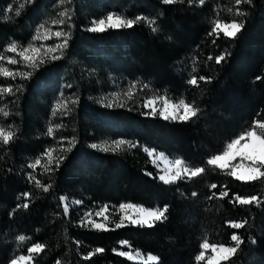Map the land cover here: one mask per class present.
<instances>
[{"label":"trees","instance_id":"obj_1","mask_svg":"<svg viewBox=\"0 0 264 264\" xmlns=\"http://www.w3.org/2000/svg\"><path fill=\"white\" fill-rule=\"evenodd\" d=\"M9 5L21 15L7 13ZM238 7L246 15L235 14V0H204L202 5L199 0L173 5L162 0H0V55L12 41L30 42L33 27L58 9L66 10L72 24L60 60L39 65L29 79L0 82L14 86V94H4V102L0 97V107L9 113L0 121L5 119L18 137L8 146L0 144V264L28 255L34 243L44 244L45 250L33 254L32 264H145L116 255L113 249L123 251L121 241H128L132 251L158 257V264H198L195 257L205 238L234 245L233 233L244 243L226 264H264V203L229 202L234 194L257 195L264 201V179L236 181L206 163L255 120L264 119V0ZM112 12L155 20L158 31L147 21L131 29L87 31L93 20ZM217 18L242 21L244 27L235 39L209 35ZM224 53L230 55L219 65L208 59ZM193 76H204L207 82L193 86L188 82ZM119 82L148 87L175 103L183 99L199 112L182 122L165 121L146 110L103 107L100 92L111 91ZM64 95L76 100L63 119L65 137L74 146L64 153L59 168L34 175L28 165L51 146L47 129L52 108ZM117 139L136 147L114 152L90 147ZM145 147L206 170L165 184ZM35 180L51 185L49 191L37 187ZM211 184L217 189L210 190ZM221 190H228L229 197L209 199ZM24 193H29L27 199ZM61 196L68 202L82 201L80 212L70 207L65 215ZM23 203L29 207H19ZM124 203L146 209L167 206L168 218L152 228L103 232L81 226L80 213ZM228 221L247 223L232 229ZM20 235L26 237L24 242L18 240ZM97 247L105 251L85 260Z\"/></svg>","mask_w":264,"mask_h":264},{"label":"snow or ice","instance_id":"obj_2","mask_svg":"<svg viewBox=\"0 0 264 264\" xmlns=\"http://www.w3.org/2000/svg\"><path fill=\"white\" fill-rule=\"evenodd\" d=\"M194 0H188V3H193ZM162 3L164 5H173L176 3H184V0H162ZM199 3L202 5L204 3V0H199ZM251 0H235V4L237 5L236 9V15L237 16H244L246 15L245 12L241 11L238 6L241 4H250ZM24 4H20L19 8H24ZM15 12L16 16L21 15V11L19 9H13L12 5H9L6 9L7 13ZM231 12L232 9H229ZM62 16L68 15V13L65 11L64 13H61ZM7 18V17H6ZM141 21H147L149 26L151 27V30L153 32L158 31V28L155 27V20H147L145 17H136L135 19H129L126 17H123L121 15L116 14H109L107 15L106 19H99V20H93L92 26L87 29V31L92 33H104L105 31L109 29H131L135 24ZM53 23H64L63 20L60 21H53ZM244 27V24L242 21H236L233 20L232 22H222L221 20L217 19L213 21V27L211 28L209 35L215 34L217 37L220 33L223 34L224 37L229 39H235L237 37V34L241 32L242 28ZM44 25H40V27L37 29L36 35L33 37L34 40H40V29H43ZM55 35L57 37H64V43L63 44H57L54 47H48L46 48L45 54L47 53H55V52H63L64 49L68 47V41L71 37V33H68L65 35L62 32H56ZM45 39H49L50 37L47 35V32H45ZM215 42V41H213ZM6 51L16 53L20 60L11 58V57H4L3 55H0V61H3L6 59L7 64L10 65H16L18 63L24 62V66L32 69H36L39 67V65H42L45 63V60L41 58V48L35 47L32 45H29L28 47H24L21 50H18L17 44L13 42ZM230 55V53H224L217 55L215 58L212 56H209V60H215L216 64H221L227 59V56ZM51 59L54 61H58L61 59V55H52ZM17 73L10 70L7 67L0 66V76L12 78L15 79ZM21 79H29L32 76V72H20L19 73ZM259 79V77L257 78ZM200 81L207 82V78L204 76H193L188 82L189 84L193 86H199ZM69 87H71L69 85ZM22 88V85L19 87H16L15 91L19 92ZM3 94H14V86L12 84L6 85V86H0V95ZM156 99H163L164 105L161 109H157L155 106ZM72 103H75L73 101ZM107 107H111L112 105H106ZM144 107L146 109H150L149 112H147V115L156 116L159 115L163 120L168 121L169 119L175 121L179 120L182 122H187L191 120L193 117H196L199 108L194 106L191 103H186L183 99L179 101V103H171L169 102L165 97H157L153 99H148L144 103ZM67 105L63 102H59L53 111V115H56L58 111L61 109H66ZM180 109H182V113L180 112ZM0 112H3V109H0ZM4 117H7L9 115L8 112H3ZM53 128L49 127L47 129V134L52 135ZM17 134L13 130L12 126L9 125L7 127L0 125V144L4 146H8L11 143L14 142L15 139H17ZM70 145L74 146V141L68 142ZM124 145H128L129 147L135 148L136 145L126 141L124 139L116 140L112 142V145L104 146L101 144H91L90 147L92 149H99L104 152H108L110 149L112 151H119L122 150V147ZM72 148L69 147L67 151H71ZM54 149H47L45 151V156L48 159V165L45 166V170L49 171L51 170L49 168L50 165L53 164L52 154ZM63 151V149H62ZM144 151L147 152V154L151 157L154 153V149L150 150L149 148L145 147ZM163 156V154H161ZM159 158V157H158ZM239 158V163H233ZM41 161L37 159L34 164H29V168H35L37 165H39ZM60 163H62V160H58L55 164L56 168H59ZM207 165L214 166L215 168L220 169L221 171L225 172L226 175L231 176L236 181L244 182V183H250V182H256L261 181L264 179V119L261 120H255L249 129L243 131L238 137L232 139L226 146V150L222 154H217L212 156L207 160ZM205 167H190L184 160L182 159H175L173 163L169 165V167L165 170L163 175L159 176V179L163 181L165 184L175 183L177 180H181L185 177L192 178L197 177L201 173L205 172ZM150 175V174H149ZM31 179H35L34 177H30ZM35 184L37 187H42L43 191L47 193L51 187V185L44 186L41 184L39 180H35ZM216 184L210 185L211 189H217ZM225 189L227 186H224ZM24 197L27 199L29 196V193H24ZM193 196H196V193H192ZM213 197H216L218 199H223L226 197H229V191L228 190H221L218 193L212 192V195L209 196V199H212ZM61 203L63 204V210L64 214L67 215L69 213V204L66 202L67 197L61 196L60 198ZM232 203H238L241 206H248L255 204L256 206H260L261 203H264V201L261 200V198L257 195H250V196H241L239 194H234L230 201ZM72 203L76 205H80L82 201H73ZM19 207H23L24 209H27L29 207L28 203H23ZM109 210L108 205H103L99 208L98 211L95 212V215L97 217H103L104 221H108L109 217L106 215V213ZM120 212L123 213V215L120 216V219L118 222H115L114 228H109L106 223H95L92 219H87L88 217L92 216V211L89 210L85 213V219L87 220V224L91 225L94 229H97L99 231L108 232V231H114L116 229H123L125 227L129 226H136V227H148L152 228L155 226V222H162L166 220L168 217L166 216V213L168 212V207L164 206L163 208H157V209H146L143 207H139L132 203H124L119 205ZM247 221H241V222H235V221H228L227 224L232 229H241L245 226ZM85 224V220L82 219L81 226L83 227ZM18 240L21 242H24L26 240V237L23 235L18 236ZM231 241L234 242V245H226L224 243H217V242H210L208 238H205L202 243L200 244L201 251L199 254L195 257V260L198 262L205 261L206 259V253L210 252V255L207 257L206 264H226L236 253L238 248L244 241L241 239V237L233 233L231 235ZM255 243V241H252ZM121 248L127 246L129 249H131V245L128 241H121L120 242ZM45 245L42 243H34L32 246L27 248L28 255H19L10 260V264H32V261L34 260L33 254H40L44 252ZM105 251L102 247H97L94 251L89 252L84 259L89 260L92 256H94L97 253H103ZM113 252H115L116 255L121 257H126L128 260H137L140 258L141 253L137 250L135 253L133 251H118L117 249H113ZM159 258L154 255H148L147 261H145V264H148V262H157L158 264ZM57 264H60L59 261H57Z\"/></svg>","mask_w":264,"mask_h":264},{"label":"rangeland","instance_id":"obj_3","mask_svg":"<svg viewBox=\"0 0 264 264\" xmlns=\"http://www.w3.org/2000/svg\"><path fill=\"white\" fill-rule=\"evenodd\" d=\"M59 7H61V5ZM65 11L66 10H64V9H62V10L58 9L56 11L55 16H50L47 19L40 22L39 24H36L33 27V29L31 30V40L27 44L24 45L20 42L12 41L10 43V45L13 42H15L17 44L18 50H21L24 47H28L29 45H32L35 47H40L41 48L40 56L42 59L45 60V62L52 60L51 59L52 55H61L62 53L59 51L55 52V53L45 54L44 50L48 47H54L57 44H63L64 43V37H57L55 35L56 32H62L65 35H67L72 30V24L69 23V21H68V15H66V16L61 15V13H64ZM109 14H116V15L123 16L122 14H119L116 12H112ZM109 14H107V15H109ZM107 15L104 16L102 19H106ZM217 19H219V18H217ZM60 20H63L64 23H62V24L61 23H53V21H60ZM222 22H224V21H222ZM42 24L44 25V28L40 29L41 39L40 40H34L33 37L36 35L37 29ZM109 30H111V29H109ZM45 32H47V35L50 37L49 39L44 38ZM2 55L6 58L11 57V58L20 60V57L16 53L8 52L6 50ZM0 66L7 67L10 70L16 72L17 75H16L14 80L21 79V77L19 75L20 72H31L33 70L32 68L25 67L24 62H22V61H21V63H18L16 65L7 64L6 59L3 61H0ZM11 80H13V79L0 76V82H2V83H9V81H11ZM112 90L109 92H100V95L98 96V102L103 107H107L106 105L111 104L112 105L111 107H119V108L126 107V108H131V109L134 108V109H139V110H146L147 112H149L150 109H146L144 107V103L148 99H153V98H157V97H165L169 102L175 103V102L171 101L167 97V95H165L161 92L151 91L148 87H145V86L130 85V84H127L125 82H121V83L119 82L113 86ZM0 97L2 98V102H4L3 101L4 94L0 95ZM73 101L76 102L74 95H64V96H59L58 100L55 102V104L52 108V115H51V118L49 121V127L53 128V133H52V135H50L52 142H51V146L47 148V149H54L53 154H52L53 164L49 166V168L51 170H49V171L45 170V166L48 165V159L44 155L45 154V152H44L41 155V157L38 158L41 161V163L39 165H37L35 168H32L34 170V173H35L34 175H37V174L42 175V174H46V173L52 171L55 168L56 162L58 160H61L64 153L71 146L68 142L72 141V140L70 138L65 137V132L63 130V128H64L63 127V119L66 117L68 112L71 110V107L74 104V103H72ZM59 102L65 103L67 105V108L61 109L60 111H58L56 113V115H53V111L55 109V106ZM176 103H179V102H176ZM163 105H164L163 99H156L155 106L158 110L161 109L163 107ZM0 109H3V111H4V106H1ZM182 111L183 110L180 109L181 113H182ZM1 115H3V112H0V116ZM156 116H159V115H156ZM169 120H171V119H169ZM175 121H179V120H175ZM0 125L5 126V127L9 126V124L6 123L5 119L0 121ZM117 140H121V139H117ZM113 141H116V140H105V141L101 142L100 144L104 145V146H109V145H112ZM127 147H129V146L124 145L122 147V149H125ZM62 149H63V151H62ZM109 151H112V150L110 149ZM155 153L158 154V152L154 151L153 155L151 157L150 156L149 157H150L152 163L154 164V166L156 167V170L159 172L158 175L160 176V175L164 174L165 170L175 160L170 159L167 156L165 157V156H161V155H160L161 159L158 160L157 157L154 155ZM34 163H35V161L32 164H34ZM233 163H239V158L236 161H234ZM66 202L69 204V209H70V207H74L76 210L79 211V207L81 206V204L76 205V204L72 203L73 201H70V202L66 201ZM100 207H102V206H100ZM139 207H141V206H139ZM99 208L95 209V210H91L92 216L88 217L87 219H92L95 223H106L109 228L114 227L115 222H118L120 219V216L123 215V213L120 212L119 207L116 209L115 208L114 209L109 208L108 212L106 213V215H108V217H109V220L104 221L103 217H97L95 215V212L98 211ZM78 211H77V213H78ZM86 212H88V211H85V213ZM85 213L84 214L80 213V215H82L81 219L85 220L84 226L87 228L94 229L91 225L87 224V220L85 219ZM129 250H131V249H129V247H127V246L123 247V251H129ZM133 253H135V251H133ZM148 255H150V254H148ZM148 255H144L141 253V256L139 259L132 260V261L145 263V261H147ZM209 255H210V252L206 253L205 261H202L200 263H203V262L206 263L207 257ZM151 263H156V262H148V264H151Z\"/></svg>","mask_w":264,"mask_h":264},{"label":"crops","instance_id":"obj_4","mask_svg":"<svg viewBox=\"0 0 264 264\" xmlns=\"http://www.w3.org/2000/svg\"><path fill=\"white\" fill-rule=\"evenodd\" d=\"M161 154H163V153H159V152H158V154H157V153H155L154 155H155V156L157 157V159L159 160V159H161V157H160V155H161ZM163 156H165V157H166V155H165V154H163ZM158 157H159V158H158ZM153 165H154V164H153Z\"/></svg>","mask_w":264,"mask_h":264}]
</instances>
